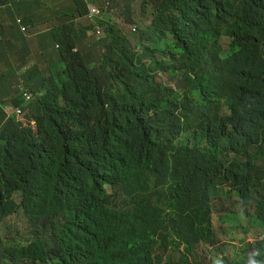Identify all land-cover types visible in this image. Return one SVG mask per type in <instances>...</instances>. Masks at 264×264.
Here are the masks:
<instances>
[{"label":"trees","instance_id":"trees-1","mask_svg":"<svg viewBox=\"0 0 264 264\" xmlns=\"http://www.w3.org/2000/svg\"><path fill=\"white\" fill-rule=\"evenodd\" d=\"M216 1L167 0L171 19L108 45L99 63L69 51L62 78L30 82L42 93L35 132L0 107V222L24 210L38 233L30 244L6 246L0 264H194L192 250L214 240L217 195L237 196L264 224V163L254 160L264 157L238 139L243 127L264 126V0ZM89 4L73 0L57 27L80 39L77 19ZM207 6L218 25H207ZM12 38L15 50L22 41L15 31ZM206 54L217 64L204 67ZM182 55L192 62L182 77L212 80L208 97L205 84L175 90L155 74ZM106 86L123 89V100L96 101ZM178 104L195 108L218 135L212 157L197 155L178 130Z\"/></svg>","mask_w":264,"mask_h":264},{"label":"rangeland","instance_id":"rangeland-1","mask_svg":"<svg viewBox=\"0 0 264 264\" xmlns=\"http://www.w3.org/2000/svg\"><path fill=\"white\" fill-rule=\"evenodd\" d=\"M89 1V0H88ZM94 5L103 7V1L106 5L110 3L115 5V11L112 12V18L115 23H118L123 31L132 39V31L142 32L149 27L153 22H166L172 18L174 10L168 5L167 0H91ZM106 1V2H105ZM184 1V0H183ZM227 0H217L213 4H222ZM178 6L182 2H177ZM73 5V0H17L16 12L20 13L29 20V28L26 33L21 34L22 44L17 47L14 52L9 54L0 52V105L5 107L9 117L24 118V116H31L34 118V132L37 131L38 125L36 122V114L41 111V107L36 106L31 111L22 110L21 114H15L11 109L13 108L12 101L18 97L21 92L19 85H23L25 89L34 91L30 82L36 78H49L53 76L57 79L63 76L59 75L56 67L57 54L53 51L46 38L48 28L55 26L50 22V18L58 13H70ZM49 7V8H47ZM52 8H58L59 12L55 13ZM6 10V7H4ZM111 9L110 6L107 8ZM44 10V12H42ZM39 11V14L37 12ZM204 14L208 20L207 25H218L219 17L216 15L210 16V6L203 9ZM71 15V14H70ZM68 16H66L67 18ZM129 19H134V23H129ZM182 18V15L176 17V20ZM95 18L91 19L85 17L79 19L81 24L82 34L79 41V48L88 50L90 53H95L94 46L97 39L92 31V23ZM138 25V26H135ZM135 26V27H133ZM137 27V30H135ZM2 34V30H0ZM152 34L155 40H160V35ZM222 42L225 45V50L228 52L230 40L224 36ZM43 45L50 47L43 48ZM137 46V45H136ZM138 49L142 48L140 43ZM183 53V52H182ZM191 60L185 58H175L171 61L167 60L165 71L155 72L159 75V80L167 85L174 86L175 89H181L184 86L201 87L205 84V91L203 98L208 97L207 85L212 81L205 75L194 74L192 77H186L182 74L187 72L191 67ZM26 67V69H23ZM28 70L29 81L22 79L24 71ZM171 77H178L173 81ZM121 88L122 84L119 82ZM101 95L104 97L114 96L118 101L124 98L123 89L116 90L111 87H104L100 94H96L95 100H101ZM72 100L77 101L76 94L71 97ZM38 99H36L37 101ZM81 108L85 113L89 111L88 103L91 101L90 93H84L81 96ZM199 103H202L200 100ZM108 106V105H107ZM13 109H18L17 107ZM165 109V107H163ZM224 108L222 114H225ZM256 163H264V158H254ZM212 212L215 223V239L212 246L202 243L192 250V259L210 263L215 254L226 258L229 263H235L237 254H243V261H246L249 252L253 250L254 243L261 237L264 238V224L253 225L250 221L255 214L254 208H246L237 196L232 199L227 195H217L212 201ZM248 212V215H246ZM38 236L36 227L30 220L29 216L22 210L18 214H13L0 222V238L4 241V245L0 247V263L6 246L30 244ZM245 251L242 252V249ZM178 256L177 253H174Z\"/></svg>","mask_w":264,"mask_h":264},{"label":"clouds","instance_id":"clouds-1","mask_svg":"<svg viewBox=\"0 0 264 264\" xmlns=\"http://www.w3.org/2000/svg\"><path fill=\"white\" fill-rule=\"evenodd\" d=\"M9 1H13V5H14L13 21L14 18L16 20V22L14 21L13 23V27L17 37L21 40L20 35L28 31L30 19L28 20L23 16H21L20 13L16 12L17 0H0V16L2 13L1 7L7 8V3ZM89 1L90 4L88 5V14H86L83 17H79L77 19V23L79 19H83L85 17H89L91 19L95 18V21H93L91 25L93 34L98 40L96 45L93 47L95 53H90L88 50L80 49L79 48L80 39L70 36L63 28L57 27L60 24H62L64 20L69 18L70 13H67L69 15L67 18L64 13L60 15H54L52 18H50V22H52L55 26L48 28L50 30L45 32L46 33L45 36L48 42L52 44L51 47L53 48V51L57 54L56 67L60 76L65 75L67 69L66 55L69 51L79 52L85 57L89 58L90 60L99 63L103 58V55L106 51V47L108 45H112L116 43V41L126 38L128 36L119 26V24L115 23V19L112 18L113 16L112 12L115 11V9H113L115 8V5L107 3L106 1H105L106 2L105 5L103 1L104 6L101 7L98 5H94L91 0ZM109 6L111 9L108 11L107 8ZM42 12H44V10ZM38 14L39 11L37 12L36 15ZM0 30H2V34H0V52L1 53L6 52L7 54H9V52H14V50L9 49V42H12L13 38L12 40L4 39V35L6 34V31L3 25L1 24V21H0ZM46 47H50V46L43 45V48ZM215 63L217 64L216 59L212 55L206 54L203 57L201 64L204 67H211ZM23 69H26V67H24ZM26 73H28V70L24 71L23 74ZM173 81L176 80L173 79ZM261 82L264 84V81ZM168 86H171L173 89H175L174 86L172 85H168ZM19 90L21 94L18 97L14 98V100L12 101L13 108L17 107L18 109L11 108L17 115L22 113L21 109H24V111H31L33 108H35L36 104L39 102V96H41L42 94L32 90H27L24 88L23 85H19ZM175 90H179V89H175ZM36 99L38 100L36 101ZM182 100H186V98L185 99L182 98ZM0 107L3 108L7 114L5 107L1 105ZM176 109H177L176 115L179 118L177 128L183 136L192 140L193 151L197 155L204 158L212 157L217 151V142L219 138L218 135L214 131H211L210 129H206L203 127L202 119L200 118V115L198 114V111L195 108L191 107L190 105L183 106L178 104V107ZM9 116L10 115L8 112L7 118L17 119L18 123H16V125L19 126V129L26 128L34 132L35 122L33 117L24 116V118H19L15 116L14 117H9ZM27 122L32 123L33 127H28ZM238 139L240 141L246 140L243 143L247 144L250 150H252L254 153L261 152V156L264 157V126H258L256 128L252 126L243 127L238 134ZM255 214H256V210H255ZM246 215H248V212H246ZM254 215L250 216L251 217L250 221H252L253 225H259L255 223ZM213 223H214V219H213ZM214 227H215V223H214ZM214 239H215V235H214ZM202 243L212 246L214 240L212 241V243L200 242L198 245ZM243 251H245V248L242 249V252ZM174 253H176V251L172 250L171 254L174 255ZM242 257L243 254L238 253L235 263H229L226 258L220 256L219 254H215V258L208 264H264V238L261 237L260 239H257L255 241L253 250L249 252L246 261H243ZM194 264H206V263H204L203 261L195 260Z\"/></svg>","mask_w":264,"mask_h":264},{"label":"crops","instance_id":"crops-1","mask_svg":"<svg viewBox=\"0 0 264 264\" xmlns=\"http://www.w3.org/2000/svg\"><path fill=\"white\" fill-rule=\"evenodd\" d=\"M10 9V10H8ZM13 14H14V5L13 1L7 3L6 10H3L0 16L1 24L3 25L6 34L4 35L5 40H12V32L15 31L13 27Z\"/></svg>","mask_w":264,"mask_h":264},{"label":"bare ground","instance_id":"bare-ground-1","mask_svg":"<svg viewBox=\"0 0 264 264\" xmlns=\"http://www.w3.org/2000/svg\"><path fill=\"white\" fill-rule=\"evenodd\" d=\"M27 124H28V127H33V124L32 123L27 122Z\"/></svg>","mask_w":264,"mask_h":264}]
</instances>
